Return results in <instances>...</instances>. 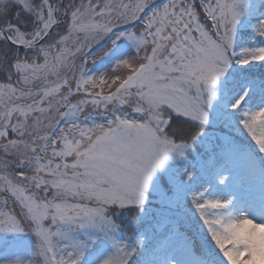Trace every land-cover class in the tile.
I'll use <instances>...</instances> for the list:
<instances>
[{
    "label": "snow or ice",
    "instance_id": "6c2138e0",
    "mask_svg": "<svg viewBox=\"0 0 264 264\" xmlns=\"http://www.w3.org/2000/svg\"><path fill=\"white\" fill-rule=\"evenodd\" d=\"M0 264H264V0H0Z\"/></svg>",
    "mask_w": 264,
    "mask_h": 264
},
{
    "label": "rangeland",
    "instance_id": "374dc122",
    "mask_svg": "<svg viewBox=\"0 0 264 264\" xmlns=\"http://www.w3.org/2000/svg\"><path fill=\"white\" fill-rule=\"evenodd\" d=\"M238 163L239 172L236 177H232V187L240 191L238 197L245 201L255 200L258 205L260 197L259 174L258 172L256 174L250 173L243 162Z\"/></svg>",
    "mask_w": 264,
    "mask_h": 264
},
{
    "label": "trees",
    "instance_id": "16d2710c",
    "mask_svg": "<svg viewBox=\"0 0 264 264\" xmlns=\"http://www.w3.org/2000/svg\"><path fill=\"white\" fill-rule=\"evenodd\" d=\"M206 186H208V185H206Z\"/></svg>",
    "mask_w": 264,
    "mask_h": 264
}]
</instances>
